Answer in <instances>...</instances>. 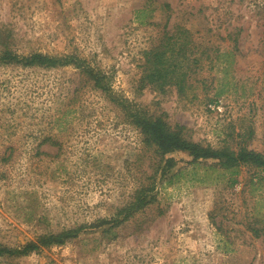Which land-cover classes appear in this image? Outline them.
<instances>
[{
	"label": "rangeland",
	"instance_id": "374dc122",
	"mask_svg": "<svg viewBox=\"0 0 264 264\" xmlns=\"http://www.w3.org/2000/svg\"><path fill=\"white\" fill-rule=\"evenodd\" d=\"M177 25L212 55L234 50L228 72L223 58L205 61L186 96L174 86L139 89L144 53ZM8 49L76 54L190 139L264 151V0H0V51ZM219 89L218 103L208 101ZM150 156L138 129L73 65L0 64V246L110 218L146 181ZM221 173L186 170L115 233L89 228L0 255V264H264V171L242 167L234 185Z\"/></svg>",
	"mask_w": 264,
	"mask_h": 264
},
{
	"label": "trees",
	"instance_id": "16d2710c",
	"mask_svg": "<svg viewBox=\"0 0 264 264\" xmlns=\"http://www.w3.org/2000/svg\"><path fill=\"white\" fill-rule=\"evenodd\" d=\"M165 5L170 7L168 3ZM227 37L233 41V48H238L237 38L231 33H228ZM233 51L217 49L215 55H212V49L208 45L197 44L193 33L188 28L177 25L173 30L166 31L160 42L144 53L143 72L138 87L142 89L150 84L162 91L167 86H174L179 96H186L188 91L194 87L195 74L200 72L205 61L215 65L219 59L223 58L221 61L224 66L221 69L223 72H228L227 68L232 63V59L228 57L233 54ZM0 64H15L32 68L73 65L80 74L90 80L94 88L100 90L111 103L120 109L128 123L138 129L143 147L151 153V172L146 176V181L140 182L135 187L129 203L118 209L110 218L100 217L92 222H83L56 232L40 233L34 239L16 247L0 246V255H27L42 247L66 243L89 228L108 234L115 233V226L156 201L158 186L173 183L186 170L195 172L200 165L206 167V170L225 172L226 175L228 174L227 179L231 185L238 182L237 175L242 167L252 168L257 171V174L264 171V151L248 148L245 144H239L237 148H231L229 145L214 147L211 144H203L190 139L184 134V126L179 124L172 126L164 116L153 115L144 105L118 94L112 87L110 76L103 69L93 66L85 58L76 54L52 55L40 51L19 54L8 49L0 51ZM222 93L223 90L219 89L207 100L218 103L217 99ZM246 133L245 136L251 138L253 130L249 129ZM46 139L50 138L46 137L43 140ZM175 151L187 153L189 159L179 165V160L171 156V153ZM251 182L252 184L257 183L253 178ZM103 224L109 225L103 228ZM252 230L257 236L261 235L258 227H252Z\"/></svg>",
	"mask_w": 264,
	"mask_h": 264
}]
</instances>
